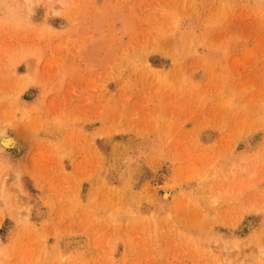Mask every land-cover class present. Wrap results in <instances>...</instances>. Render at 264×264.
<instances>
[{
    "label": "rangeland",
    "instance_id": "obj_1",
    "mask_svg": "<svg viewBox=\"0 0 264 264\" xmlns=\"http://www.w3.org/2000/svg\"><path fill=\"white\" fill-rule=\"evenodd\" d=\"M0 264H264V0H0Z\"/></svg>",
    "mask_w": 264,
    "mask_h": 264
},
{
    "label": "bare ground",
    "instance_id": "obj_2",
    "mask_svg": "<svg viewBox=\"0 0 264 264\" xmlns=\"http://www.w3.org/2000/svg\"><path fill=\"white\" fill-rule=\"evenodd\" d=\"M167 195V194H166ZM164 198H166L165 196H164Z\"/></svg>",
    "mask_w": 264,
    "mask_h": 264
}]
</instances>
